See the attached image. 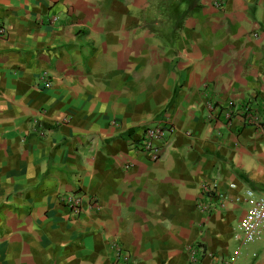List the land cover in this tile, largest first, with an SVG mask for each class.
I'll use <instances>...</instances> for the list:
<instances>
[{
  "label": "crops",
  "instance_id": "0c3cea01",
  "mask_svg": "<svg viewBox=\"0 0 264 264\" xmlns=\"http://www.w3.org/2000/svg\"><path fill=\"white\" fill-rule=\"evenodd\" d=\"M206 181L264 196V0H0V264H264L244 202L198 210Z\"/></svg>",
  "mask_w": 264,
  "mask_h": 264
},
{
  "label": "built area",
  "instance_id": "2783aa9c",
  "mask_svg": "<svg viewBox=\"0 0 264 264\" xmlns=\"http://www.w3.org/2000/svg\"><path fill=\"white\" fill-rule=\"evenodd\" d=\"M215 6L222 8L223 0H214ZM240 118L244 124L249 126H259V116L255 114V109L250 103H243L234 108L232 116ZM174 132V127L165 123L161 125L149 126L143 129L140 138L134 142V150L149 158L152 162H157L162 155L165 138ZM237 189L234 183L226 186V191H235ZM59 203L66 208L68 212L78 217L85 206L89 209H99V202L96 198L87 197L85 194L73 192L62 193L59 195ZM244 202L246 209L238 222L239 236L241 243L250 244L260 241L264 238V196L257 195L251 189H245L242 196L233 199L221 186L206 181L197 197L196 205L200 212L207 215L215 214L226 210L229 206ZM202 249L200 246L193 247L188 251V263L200 264ZM122 259H126L122 253L119 254ZM215 264H234L233 262H216Z\"/></svg>",
  "mask_w": 264,
  "mask_h": 264
},
{
  "label": "rangeland",
  "instance_id": "374dc122",
  "mask_svg": "<svg viewBox=\"0 0 264 264\" xmlns=\"http://www.w3.org/2000/svg\"><path fill=\"white\" fill-rule=\"evenodd\" d=\"M250 244H247V246H244L243 248H246V247H248Z\"/></svg>",
  "mask_w": 264,
  "mask_h": 264
}]
</instances>
